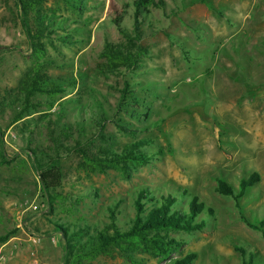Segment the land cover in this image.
<instances>
[{
	"label": "rangeland",
	"instance_id": "374dc122",
	"mask_svg": "<svg viewBox=\"0 0 264 264\" xmlns=\"http://www.w3.org/2000/svg\"><path fill=\"white\" fill-rule=\"evenodd\" d=\"M84 1L77 12L62 0H45L41 12L56 23L34 54L14 0H0V235L10 232L8 244L0 245V264H66L56 226L101 229L110 223L108 210L121 201L115 220L122 227L133 217L132 201L142 188L156 198L172 192L180 211H187L191 198L203 203L196 217L205 222L202 231L169 232L182 246L167 259L137 250L73 264H173L190 253L192 264H264V237L242 220L262 221L264 230V0H163V8L149 6L140 42L148 55L130 72L99 55L105 35L115 47L125 44L110 22L109 0ZM112 1L132 33V0ZM43 61L48 66L41 73L82 85L64 87L54 97L35 95L34 106L17 120L21 82ZM124 76L141 101L118 112ZM102 117L101 129L96 122ZM118 118L133 132H121ZM141 139L149 140L144 150L151 159L131 167L128 178L113 169L92 171L85 163V155ZM35 148L60 157L62 185L51 192L50 204L29 157ZM252 172L259 181L242 197L216 191L218 179L237 187Z\"/></svg>",
	"mask_w": 264,
	"mask_h": 264
},
{
	"label": "trees",
	"instance_id": "16d2710c",
	"mask_svg": "<svg viewBox=\"0 0 264 264\" xmlns=\"http://www.w3.org/2000/svg\"><path fill=\"white\" fill-rule=\"evenodd\" d=\"M62 1L69 9L77 12L81 10L80 7H83L85 3L84 0ZM14 2L19 10L21 27L26 36V41L32 52L38 54L41 51L39 40L45 37L48 32H52L50 29H52L56 22L52 23L49 18L50 16L41 12V7L45 0H14ZM151 5L156 8L164 7L163 0H132L134 22L133 32L131 33L122 26L125 12L119 9L112 0H109L106 11L110 15V22L125 40L123 46L115 47L108 41L105 35L104 46L99 55L111 67L124 69L128 72L134 71L140 66L142 58L148 55L147 50L140 43L142 39L141 26L143 25L141 22ZM205 5L208 9H212L208 3ZM59 31L66 30H62L59 27ZM46 66H48L46 61L36 63L27 77L21 82L20 91L23 106L17 114V120L23 117L29 107L34 106L31 99L35 95L40 94L54 97L62 94L64 87L82 85L81 82L77 83L74 78L63 81L48 77L46 74L41 73V70ZM130 85V82L124 76L115 107V110L118 112H125L131 107L140 105V96L135 95V88ZM81 111L82 108L78 107V112ZM105 121L106 118L102 117L96 123L102 122L100 124V128L102 129L104 128L103 122ZM121 121L122 119L118 118L114 122L116 127L121 132L132 133L133 131L123 126ZM81 123L83 121H80L79 125ZM149 144L148 139H141L117 151L107 150L99 156L89 157L85 155V163L92 171L104 173L107 169H113L124 178H128V171L131 167L137 168L150 162L151 156L144 150ZM29 157L32 160L34 169L38 173L41 191L45 194L47 202L50 204L52 202L51 192H54L62 185L63 174L59 163L60 157L48 154L38 148L30 149ZM1 162H7L4 155H1ZM259 178L258 173L252 172L248 176L239 179L237 187L232 186L223 179H218L216 191L221 195L229 196L236 200L256 184ZM120 202L116 201L112 208L108 210L110 212V223L101 229L89 232L79 227L77 230L70 231L63 225L59 224L56 226V232L59 233L63 243V252L67 259L66 264L77 263L82 259L95 258L101 255L109 256L114 252L128 255L129 252L137 250L145 251L157 258L167 259L182 246L181 242L168 235L169 232L202 231L205 226L203 220H196V217L205 210L204 204L198 202L196 198L190 199L187 211L185 212L175 207L177 196L172 192L168 191L167 194L156 198L150 190L142 188L137 191L132 201L133 217L122 227L118 226L115 220ZM208 211L211 212V210ZM242 220L249 228L260 231L264 237L262 221L257 225L254 221L252 222L244 217H242ZM84 236L86 238L83 240ZM9 237L10 232L0 235V245L7 242ZM128 258L131 259L130 257ZM194 258L195 255L190 253L175 260L173 264H192Z\"/></svg>",
	"mask_w": 264,
	"mask_h": 264
},
{
	"label": "built area",
	"instance_id": "2783aa9c",
	"mask_svg": "<svg viewBox=\"0 0 264 264\" xmlns=\"http://www.w3.org/2000/svg\"><path fill=\"white\" fill-rule=\"evenodd\" d=\"M7 135H8V137H10L11 139H14V138H15V135L12 134L11 132H8ZM52 240H54V239H52ZM31 241L34 242V243H36V242H37V239H35V238H31ZM2 258H3V256H0V260H2Z\"/></svg>",
	"mask_w": 264,
	"mask_h": 264
},
{
	"label": "crops",
	"instance_id": "0c3cea01",
	"mask_svg": "<svg viewBox=\"0 0 264 264\" xmlns=\"http://www.w3.org/2000/svg\"><path fill=\"white\" fill-rule=\"evenodd\" d=\"M8 242H9V240H8L7 242H5L4 244H2V246H4V245L8 244ZM2 246H1V247H2Z\"/></svg>",
	"mask_w": 264,
	"mask_h": 264
}]
</instances>
